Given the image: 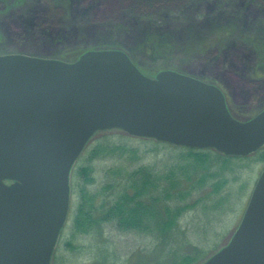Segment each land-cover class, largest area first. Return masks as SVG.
Listing matches in <instances>:
<instances>
[{"label":"rangeland","instance_id":"rangeland-1","mask_svg":"<svg viewBox=\"0 0 264 264\" xmlns=\"http://www.w3.org/2000/svg\"><path fill=\"white\" fill-rule=\"evenodd\" d=\"M132 1L0 0V55L74 62L62 53L124 48L148 77L172 70L216 85L237 120L248 121L264 110L263 55L254 46L264 38V0H188L142 12L131 8ZM151 40L171 47L149 55L144 43ZM97 146L104 150L90 158ZM200 150L204 155L195 156L186 147L117 129L97 132L71 169L69 212L51 264H178L185 256L192 257L190 264H202L228 245L264 170V146L231 158ZM83 166L93 170L95 183L86 190L96 195L103 189L99 186L149 168L160 187L142 200L158 196L160 207L184 208L171 240L163 245L154 233L123 230L115 220L82 233L76 215L84 202L78 177ZM135 191L105 190L97 205Z\"/></svg>","mask_w":264,"mask_h":264},{"label":"water","instance_id":"water-1","mask_svg":"<svg viewBox=\"0 0 264 264\" xmlns=\"http://www.w3.org/2000/svg\"><path fill=\"white\" fill-rule=\"evenodd\" d=\"M112 129L248 156L264 146V110L237 120L216 85L172 70L148 77L121 50L74 62L0 55V264H51L71 169ZM202 264H264V170L231 241Z\"/></svg>","mask_w":264,"mask_h":264},{"label":"trees","instance_id":"trees-1","mask_svg":"<svg viewBox=\"0 0 264 264\" xmlns=\"http://www.w3.org/2000/svg\"><path fill=\"white\" fill-rule=\"evenodd\" d=\"M135 1L137 0L132 1L131 8H133L135 11L142 12L155 10L158 8H170L171 6L176 5L178 3L181 5L188 0H145L140 4H135ZM1 33L2 32L0 31V34ZM254 46L258 50L260 56L263 55L261 60V66L264 68V53H261V51H264V38L256 40L254 42ZM169 47H171L170 44L166 42L157 43L151 40L144 43V49L149 53V55L152 56H157L160 51L167 52ZM94 49L100 50L97 48ZM116 49H123L124 51H126L133 63L140 68L139 63L135 60V55H133L130 50L128 51V49L124 48ZM83 53L84 52H66L62 53V56L68 61H75ZM140 69L142 70V68ZM158 69L161 70L162 68L159 66ZM230 112L233 117H235L231 110ZM103 150L97 146L91 151L90 158L98 156L99 153H101ZM199 150L200 149L187 148V151H189L191 155H204V152H197ZM225 157L231 158L235 156ZM202 161L203 160L200 159L199 162ZM92 172L93 170L91 166H83L79 169L78 177H81V179L83 178V184L82 186L80 185V193L82 194L84 202L80 205L79 210L77 212L76 223L77 228L82 233H90L92 232L91 230L94 227L99 226V224L102 225L104 222L115 220L117 222V226L120 229L140 230L142 232L154 233V235L158 239H160L163 245H165L168 241L171 240V237H169V235L173 234L174 230L178 226V216L180 212L184 210V208H173L168 205L160 207L159 203H161V199L158 196L150 197L152 198V200L149 202L142 200L143 198L148 196V193L150 192V190H152V188L157 189L160 187L156 182L154 174L149 168L141 167L135 170L134 172L130 173L126 180L123 179L122 181H119V183L111 181L106 183L105 185L99 186L103 187V189L100 191L101 194H103L105 190L111 191L114 187H133L136 191L135 194L130 197L122 195L121 197L119 196V198L116 197L112 202H103L102 204L98 205L97 202L101 197V194H91L86 190V187H92L95 183V179L92 175ZM167 177L171 179L170 175H168ZM99 213L100 216L98 215ZM191 262L192 257L185 256L182 258V260L178 262V264H190Z\"/></svg>","mask_w":264,"mask_h":264}]
</instances>
